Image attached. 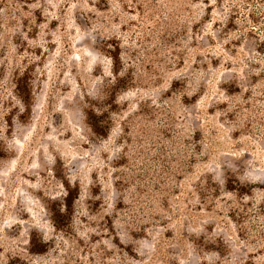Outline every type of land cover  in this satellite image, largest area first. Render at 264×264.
<instances>
[{"label":"rangeland","instance_id":"1","mask_svg":"<svg viewBox=\"0 0 264 264\" xmlns=\"http://www.w3.org/2000/svg\"><path fill=\"white\" fill-rule=\"evenodd\" d=\"M0 264H264V0H0Z\"/></svg>","mask_w":264,"mask_h":264},{"label":"trees","instance_id":"2","mask_svg":"<svg viewBox=\"0 0 264 264\" xmlns=\"http://www.w3.org/2000/svg\"><path fill=\"white\" fill-rule=\"evenodd\" d=\"M117 72V71H115ZM31 74V73H30ZM29 73L26 75L18 77L16 84L18 95L21 98L24 108L25 114L27 116L32 115L33 105L35 102L34 96V83L32 81V77ZM83 113L85 115V120L87 123L93 128L96 129L99 126V121L97 120V113L92 107H86L83 109ZM65 189H66V196L64 197V209L57 211V213H53L51 215V219L56 227H62L65 222V217L67 216L68 212L70 211V207L74 203L78 193L72 187L71 183L68 181L64 182ZM234 188V187H233Z\"/></svg>","mask_w":264,"mask_h":264}]
</instances>
